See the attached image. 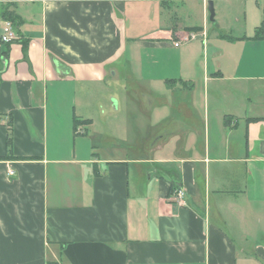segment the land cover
<instances>
[{"label":"crops","instance_id":"obj_1","mask_svg":"<svg viewBox=\"0 0 264 264\" xmlns=\"http://www.w3.org/2000/svg\"><path fill=\"white\" fill-rule=\"evenodd\" d=\"M194 1L0 0V264H264V0L186 25ZM104 80L147 114L137 143L94 144Z\"/></svg>","mask_w":264,"mask_h":264},{"label":"rangeland","instance_id":"obj_2","mask_svg":"<svg viewBox=\"0 0 264 264\" xmlns=\"http://www.w3.org/2000/svg\"><path fill=\"white\" fill-rule=\"evenodd\" d=\"M191 9L193 10V13L190 12V10H186L187 15L188 14H193V16L190 17L191 22L187 23L186 25H193V24H201V7H202V2L201 0H197L194 2H191ZM208 6H209V1H208ZM215 7V5H214ZM262 7L264 8V1H262ZM209 9V7H208ZM179 16L184 13L185 8L180 6L176 8ZM216 11V7H215ZM210 14V13H209ZM175 15V14H174ZM188 16H186L187 18ZM251 16H249V19ZM210 19V17H209ZM209 25H214V21L208 20ZM263 23L260 25L261 27L258 28L256 35H259L260 37H263L262 32H264V26ZM248 34H250V29L247 31ZM254 36L255 38H259ZM233 51V50H232ZM241 51V48H240ZM264 61V58L263 60ZM158 62V60H157ZM174 65V63H173ZM174 67V66H173ZM162 70V69H160ZM157 71V69H155ZM142 73L145 75V70H141L137 73L136 79L139 78V80L135 81V88L137 87H143V88H151L154 91H158V93L162 94L166 91V86L164 85L163 81H155L153 83H146L143 81L142 78ZM108 78H110L108 76ZM197 87L200 89V87L204 86L203 83V78L201 75L198 74L197 79ZM104 87L102 89L101 93H97L96 96L89 97L88 101L91 100L90 102L94 101L96 103L99 102V100L103 101L105 107L108 109V112H103V109H98V108H90L89 104L86 106V111L89 112L92 115L93 121H94V126H90L89 129L91 131V137L92 140H94V144H99L100 148L102 151L104 149L102 148L103 146H106L109 143L111 145H115L113 142L114 141H126L127 139L132 141V139L135 138L136 143L138 141L137 135L135 132H141L142 135L146 134L148 132V127H150V122L149 126L146 123V115L145 112L141 109H139L138 103L135 102V100H138V97L134 95L133 89L130 85H127L126 81H103ZM110 84L107 88V86ZM140 85V86H138ZM126 88L129 89V92H126ZM160 91V92H159ZM133 95V96H130ZM118 103L121 104V107H117ZM78 108H81V103L78 102L77 104ZM78 114L81 113L80 109L77 111ZM78 119H82L79 116H77ZM131 119V121L129 120ZM145 120L143 121V119ZM85 120V119H84ZM126 121L131 122V127L130 125L127 127L126 126ZM91 122V121H90ZM146 123V124H145ZM85 127H81V129L75 133L77 136L79 135H87V133H84L85 130L87 129L88 124H84ZM130 131L133 133H130ZM135 131V132H134ZM132 138V139H131ZM125 145L123 147L130 146L127 143H124ZM70 145L73 147V138L70 140ZM107 145V146H108ZM101 153V152H100Z\"/></svg>","mask_w":264,"mask_h":264},{"label":"built area","instance_id":"obj_3","mask_svg":"<svg viewBox=\"0 0 264 264\" xmlns=\"http://www.w3.org/2000/svg\"><path fill=\"white\" fill-rule=\"evenodd\" d=\"M195 33L190 34L186 37V40L193 39L195 37ZM16 39V33L14 30L13 23L10 20H4L2 27H1V41L4 43H9ZM181 44L180 41L175 42L176 46H179ZM9 174H14L13 170L9 171ZM185 191L183 188H179L175 191V196L178 200H183L185 196Z\"/></svg>","mask_w":264,"mask_h":264},{"label":"trees","instance_id":"obj_4","mask_svg":"<svg viewBox=\"0 0 264 264\" xmlns=\"http://www.w3.org/2000/svg\"><path fill=\"white\" fill-rule=\"evenodd\" d=\"M1 9H2V16L5 18V20H10L13 23H21V18L20 16L16 13L15 11V6L13 3L8 2L7 4H2L1 5ZM15 30V29H14ZM256 37H260L259 35H256ZM23 49L26 52L28 49V42L24 41L23 42ZM90 119H78L77 117L74 119V127L76 128V126L78 124H89ZM84 133H87V129L85 130Z\"/></svg>","mask_w":264,"mask_h":264},{"label":"water","instance_id":"obj_5","mask_svg":"<svg viewBox=\"0 0 264 264\" xmlns=\"http://www.w3.org/2000/svg\"><path fill=\"white\" fill-rule=\"evenodd\" d=\"M209 13H210V20L216 21V11L214 7V0H209Z\"/></svg>","mask_w":264,"mask_h":264}]
</instances>
